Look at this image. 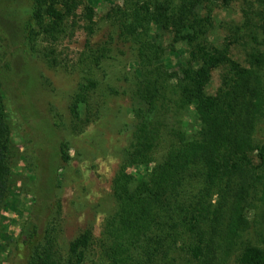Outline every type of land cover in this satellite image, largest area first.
I'll return each instance as SVG.
<instances>
[{"label":"trees","instance_id":"trees-1","mask_svg":"<svg viewBox=\"0 0 264 264\" xmlns=\"http://www.w3.org/2000/svg\"><path fill=\"white\" fill-rule=\"evenodd\" d=\"M19 1L0 0V18L17 25L0 44V221L1 211L14 204L9 112L31 167V205L12 264H82L92 226L77 232L62 257L49 227L59 206V172L71 157L54 113L51 67L33 54V27L47 0H27L18 16ZM210 1L231 0L135 1L130 13L115 19L118 38L102 41L96 65L112 51L131 55L139 74L129 93L137 117L134 140L126 152L129 164L113 179L115 209L105 219L100 264H264V141L256 139L264 121V39L260 32L250 39L244 63L232 57L236 39L210 43L211 19L196 13L199 3ZM54 6L48 3L45 13L59 23L62 14ZM149 19L170 28L173 43L185 45L188 57L178 62L174 85L161 62V45L143 39ZM215 69H221V81L210 93ZM163 133L170 137L167 149L147 168ZM133 166L147 169L135 175L127 170Z\"/></svg>","mask_w":264,"mask_h":264},{"label":"rangeland","instance_id":"rangeland-1","mask_svg":"<svg viewBox=\"0 0 264 264\" xmlns=\"http://www.w3.org/2000/svg\"><path fill=\"white\" fill-rule=\"evenodd\" d=\"M135 1L139 0H47L40 21L33 27V54L51 67L56 93L54 113L71 157L68 166L59 172V206L49 218V227L54 250L62 257L67 254L68 244L77 232L86 225L92 226L93 241L82 264H100L103 260L99 243L105 219L115 209L112 183L119 168L124 163L129 164L126 163V152L134 140L137 122L129 93L137 81L139 64L131 55L112 51V57L101 56L98 65L96 57L102 54V41L118 38L115 19L120 12L130 13ZM50 2L62 14L59 23H54L45 13ZM16 6L19 16L24 13L27 0H20ZM68 6L70 11H67ZM88 12L92 14L90 19ZM196 13L211 19L212 25L206 34L210 43L221 46L227 40L236 39L231 54L238 62L244 63L245 53L253 45L250 39H256L259 32L258 39H264V0H231L228 5L218 1L201 2L196 6ZM147 22L143 39H152L161 45V62L167 73L172 74L170 80L174 85L177 64L188 57L185 45L172 42L174 36L170 28H163L151 19ZM15 28L17 25L0 18L1 46V39H9ZM220 81L221 69H215L207 91L215 92ZM77 94L83 96L80 95L72 106ZM8 121L14 152L11 167L13 195L9 202L13 200L14 204L1 211L0 264H12L14 242L31 205V167L23 156L28 146L9 112ZM256 139L264 141V121L257 127ZM169 142L170 137L163 133L147 168L161 159ZM147 168L133 166L127 170L138 175ZM253 213L249 210L248 218L251 219ZM229 264H235L234 260Z\"/></svg>","mask_w":264,"mask_h":264}]
</instances>
